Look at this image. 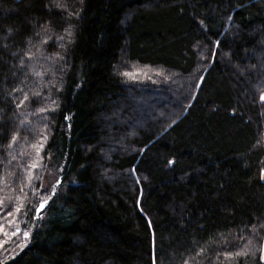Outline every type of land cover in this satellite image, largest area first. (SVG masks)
Returning a JSON list of instances; mask_svg holds the SVG:
<instances>
[{"label":"trees","instance_id":"trees-1","mask_svg":"<svg viewBox=\"0 0 264 264\" xmlns=\"http://www.w3.org/2000/svg\"><path fill=\"white\" fill-rule=\"evenodd\" d=\"M261 97L264 0H0V264H264Z\"/></svg>","mask_w":264,"mask_h":264},{"label":"snow or ice","instance_id":"snow-or-ice-1","mask_svg":"<svg viewBox=\"0 0 264 264\" xmlns=\"http://www.w3.org/2000/svg\"><path fill=\"white\" fill-rule=\"evenodd\" d=\"M25 99H27V97H25ZM261 99L264 100V97H261ZM14 139H15V138H14ZM37 166H38V165L35 164V163L32 165L33 168H35V167H37ZM261 178L264 179V174H262ZM2 204H3V201L0 200V205H2ZM46 204H47V200H45L43 203H41V204L39 205V210L42 211L43 208L46 206ZM15 211H16L17 213H19V212L21 211V209H20L19 207H17V208L15 209ZM8 215L11 216L12 213L9 212ZM9 223H14V221H9ZM2 230H3L2 227H0V231H2ZM18 234H19L18 232H13V233H12V235H18ZM4 235L7 237V236H8V233H7V232H4ZM27 235H28V234L25 233V236H27ZM262 259H264V257H262Z\"/></svg>","mask_w":264,"mask_h":264},{"label":"rangeland","instance_id":"rangeland-1","mask_svg":"<svg viewBox=\"0 0 264 264\" xmlns=\"http://www.w3.org/2000/svg\"><path fill=\"white\" fill-rule=\"evenodd\" d=\"M263 174H264V171H263ZM54 177L55 176L53 175L52 171L47 170L46 173H45V176L43 178V181H42V186L47 188V189L48 188L51 189L53 187L55 181H56V179ZM43 202H41V203H43Z\"/></svg>","mask_w":264,"mask_h":264}]
</instances>
